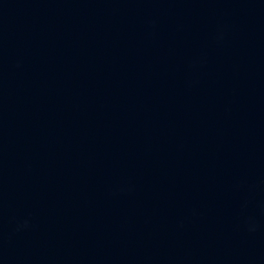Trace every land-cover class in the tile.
Masks as SVG:
<instances>
[{
	"label": "water",
	"instance_id": "water-1",
	"mask_svg": "<svg viewBox=\"0 0 264 264\" xmlns=\"http://www.w3.org/2000/svg\"><path fill=\"white\" fill-rule=\"evenodd\" d=\"M0 264H264V0H0Z\"/></svg>",
	"mask_w": 264,
	"mask_h": 264
}]
</instances>
